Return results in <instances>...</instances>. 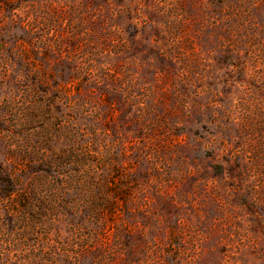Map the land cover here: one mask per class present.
I'll return each instance as SVG.
<instances>
[{
    "label": "rangeland",
    "instance_id": "374dc122",
    "mask_svg": "<svg viewBox=\"0 0 264 264\" xmlns=\"http://www.w3.org/2000/svg\"><path fill=\"white\" fill-rule=\"evenodd\" d=\"M0 264H264V0H0Z\"/></svg>",
    "mask_w": 264,
    "mask_h": 264
},
{
    "label": "trees",
    "instance_id": "16d2710c",
    "mask_svg": "<svg viewBox=\"0 0 264 264\" xmlns=\"http://www.w3.org/2000/svg\"><path fill=\"white\" fill-rule=\"evenodd\" d=\"M12 185V180H8L7 184L6 185ZM6 185H3V190H4V193L5 195H10L13 193V188H6Z\"/></svg>",
    "mask_w": 264,
    "mask_h": 264
}]
</instances>
